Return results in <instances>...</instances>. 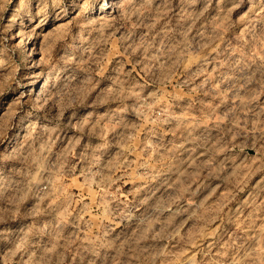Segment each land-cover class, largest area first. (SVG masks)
<instances>
[{"label":"clouds","instance_id":"obj_1","mask_svg":"<svg viewBox=\"0 0 264 264\" xmlns=\"http://www.w3.org/2000/svg\"><path fill=\"white\" fill-rule=\"evenodd\" d=\"M0 264H264V0H0Z\"/></svg>","mask_w":264,"mask_h":264},{"label":"rangeland","instance_id":"obj_2","mask_svg":"<svg viewBox=\"0 0 264 264\" xmlns=\"http://www.w3.org/2000/svg\"><path fill=\"white\" fill-rule=\"evenodd\" d=\"M17 31H19L20 29L17 27V29H16ZM32 45H33V47H35L36 46V44H35V41H32ZM221 194H223V190L221 191Z\"/></svg>","mask_w":264,"mask_h":264}]
</instances>
